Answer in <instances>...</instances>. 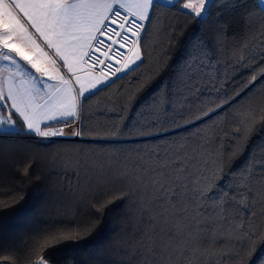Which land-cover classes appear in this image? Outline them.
I'll return each instance as SVG.
<instances>
[{"label": "snow or ice", "instance_id": "obj_1", "mask_svg": "<svg viewBox=\"0 0 264 264\" xmlns=\"http://www.w3.org/2000/svg\"><path fill=\"white\" fill-rule=\"evenodd\" d=\"M213 2L0 0V136L83 137V129L65 132L54 125L71 126L82 119L85 101L81 98L111 87L113 77L119 79L118 74L134 72L143 63L142 22L150 21L156 8L171 10L177 5L178 11L187 10V15L203 22ZM259 16L264 32V0H260ZM246 24L251 29L252 22L246 20ZM97 65L102 66L99 76L93 74ZM213 68L209 50L194 49L171 90L166 87L153 102L151 119L130 131L114 126L106 135L94 138L120 139L124 131L143 137L152 135L146 131L152 128L160 135L210 117L229 101L198 105L190 101L201 92L205 80L215 89ZM260 77H264V69L251 74L244 87ZM247 121L245 117L243 128L236 127L233 134L246 133ZM226 136L223 127L213 123L206 130L198 127L189 136L162 137V143L139 149L117 148L99 155L81 150L58 163L63 170H71L78 183L83 178L86 186H95L100 201L93 207L98 210L116 199L127 197L133 202L137 239L125 249L128 260L121 264H230L254 253L260 236L248 230L243 218L244 210L253 204L251 190L245 186L230 202L229 193L221 189V182L230 175L225 172L229 158L223 147ZM237 147L228 151L235 154ZM32 166L33 161H25L21 174L27 176ZM260 175L264 177V168ZM59 231L44 234L38 243L43 246ZM0 260L12 264L15 257L3 255ZM37 264L49 262L41 256Z\"/></svg>", "mask_w": 264, "mask_h": 264}, {"label": "trees", "instance_id": "obj_2", "mask_svg": "<svg viewBox=\"0 0 264 264\" xmlns=\"http://www.w3.org/2000/svg\"><path fill=\"white\" fill-rule=\"evenodd\" d=\"M179 7H159L152 12L142 33L143 63L134 72L119 74L121 78L112 80L111 87L81 98L85 102L77 129H83V137L0 136V256H14L12 264H37L41 256L49 264L127 262L125 249L137 239L133 202L127 197L116 199L98 210L93 207L100 201L95 186H86L83 178L78 183L71 170L59 166V160L81 150L99 155L117 148L139 149L162 143V137L174 140L216 123L227 133L223 147L229 157L225 172L230 175L221 182V189L229 193L230 202L245 186L251 190L253 204L244 210L243 218L248 230L260 236L254 253L230 264L264 261V177L260 175L264 168L260 163L264 161V77L244 87L251 74L264 69L260 6L257 0H214L203 22L187 15V10L178 11ZM246 20L252 22L251 29ZM200 48L211 54L215 89L207 80L201 82V92L190 103H229L203 121L160 135L152 128L146 131L153 134L143 137L124 131L120 139L94 138L106 135L114 126L129 131L143 126L151 119L153 102L162 97L166 87L171 90L185 58ZM245 117L248 130L236 134L242 137L236 139L233 130L243 128ZM18 124L22 126V122ZM237 145L235 154L228 151ZM28 160L33 166L24 176L22 167ZM251 212L256 215H249ZM54 229L60 230L56 237H49L41 246L38 241ZM0 264L9 262L0 260Z\"/></svg>", "mask_w": 264, "mask_h": 264}, {"label": "rangeland", "instance_id": "obj_3", "mask_svg": "<svg viewBox=\"0 0 264 264\" xmlns=\"http://www.w3.org/2000/svg\"><path fill=\"white\" fill-rule=\"evenodd\" d=\"M182 3H183V2H181V4H182ZM179 6H180V5H179ZM51 54H52V53L50 52V55H51ZM58 63H60V61H58ZM61 71L64 72V69L61 68ZM64 73H65V72H64ZM67 75H68V74H67ZM68 77L71 78V74L68 75ZM73 83L75 84L74 81H73ZM3 115L6 116V115H7V112L5 111V112L3 113ZM13 119H14V120H17V123H20V122H21L19 119H17V117H16L15 115L13 116ZM59 128H62V127H59ZM75 129H76V128H75ZM70 137H71V135H69V139H70ZM57 138H68V137L65 136V137H57ZM72 138H73V139H76V137H74V136H73Z\"/></svg>", "mask_w": 264, "mask_h": 264}, {"label": "built area", "instance_id": "obj_4", "mask_svg": "<svg viewBox=\"0 0 264 264\" xmlns=\"http://www.w3.org/2000/svg\"><path fill=\"white\" fill-rule=\"evenodd\" d=\"M123 14V13H122ZM142 23H144L145 24V27H146V24H147V21H144V22H142ZM130 47V46H129ZM104 50H106V49H104ZM86 59H87V57H86ZM89 63L91 64L92 62L91 61H89ZM113 63H114V61H113ZM114 66H116V67H119V65H114ZM102 66H100V65H97L95 68H94V70H93V74H95V75H100V68H101ZM119 75V74H118ZM116 77H113L112 78V80H114Z\"/></svg>", "mask_w": 264, "mask_h": 264}, {"label": "bare ground", "instance_id": "obj_5", "mask_svg": "<svg viewBox=\"0 0 264 264\" xmlns=\"http://www.w3.org/2000/svg\"><path fill=\"white\" fill-rule=\"evenodd\" d=\"M75 127H76V122L73 123L71 126H64L63 128H64L65 132H69L70 128L75 129ZM67 137L69 138V135H67Z\"/></svg>", "mask_w": 264, "mask_h": 264}, {"label": "crops", "instance_id": "obj_6", "mask_svg": "<svg viewBox=\"0 0 264 264\" xmlns=\"http://www.w3.org/2000/svg\"><path fill=\"white\" fill-rule=\"evenodd\" d=\"M181 2H184V0H181ZM257 2H258V4H259V6H260V0H257ZM60 63H62V62H60ZM64 69V68H63ZM64 72L65 73H67V70L66 69H64ZM68 75H70V73H68ZM95 75V74H94ZM96 76H99V75H96ZM65 125H62V126H60V127H64ZM59 128V127H58ZM76 129H77V121H76V127H75ZM73 136H71L70 138H72Z\"/></svg>", "mask_w": 264, "mask_h": 264}, {"label": "water", "instance_id": "obj_7", "mask_svg": "<svg viewBox=\"0 0 264 264\" xmlns=\"http://www.w3.org/2000/svg\"><path fill=\"white\" fill-rule=\"evenodd\" d=\"M77 138V137H76Z\"/></svg>", "mask_w": 264, "mask_h": 264}]
</instances>
